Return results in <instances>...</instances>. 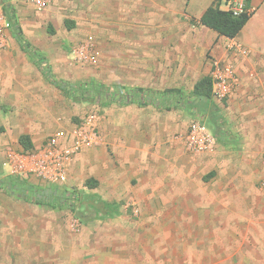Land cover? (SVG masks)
Wrapping results in <instances>:
<instances>
[{
    "label": "rangeland",
    "instance_id": "rangeland-1",
    "mask_svg": "<svg viewBox=\"0 0 264 264\" xmlns=\"http://www.w3.org/2000/svg\"><path fill=\"white\" fill-rule=\"evenodd\" d=\"M152 1H156V5H148ZM179 3L180 0H176L173 19L177 37L168 43L161 36L166 34L163 26L169 22V13L166 7L157 4V0H53L47 9L40 11L19 0H0V40L8 36L16 38V31L8 19L11 13L24 39L31 45V51L39 61L49 66L55 81L71 88L101 85L110 91L143 88L156 94H163L167 89L180 93L174 99L180 103L169 110L115 101L108 104L107 100H96L93 91L70 96L52 82L51 90L45 94L48 97L45 104L31 99L27 106L14 108L9 101L0 100L1 177H20L18 172L25 171L26 167L21 166L18 160L23 158L26 163V156L42 146L56 130L54 125L48 124L57 120L77 123L97 109L103 129L106 118L118 117L120 113L130 117L152 116L157 112L160 117L181 113L187 117L186 129L199 122L216 139L212 151L193 153L186 143L187 152L212 162H215L213 158L224 159L228 167L225 180L238 181L241 196L248 193V187H254V211L264 214V192L257 186L263 173L264 100L232 96L229 100L219 101L212 97L208 101L197 97L193 94L192 85L202 74L198 61H194L197 73L186 78L187 82L182 85L185 89H180L165 77L159 78L158 84L140 86L142 74L137 66L143 63L139 59L141 55L157 54L160 63L167 64L168 59H172L177 67L183 63L182 36L185 29L181 23L184 17L179 13ZM67 20L74 22L72 29L67 27ZM95 51L99 56L93 62L89 55ZM134 126L136 135L133 140H139V148L122 147L123 154L127 151L128 154L136 152L142 155L151 148L143 147V139L140 138L143 132L138 130L139 126L130 127ZM109 128V136L115 138L117 146L114 148L115 143L104 140L102 130V141L89 148L95 155V166L87 155H81L80 162L77 158L74 161V172L71 169L67 180L56 185L28 174L24 180L39 189L45 203L26 200L0 186V264H142L145 260L142 257L151 261L148 256L151 252L145 251L153 245L145 234L160 225L151 218V212L156 208L167 215L168 206L165 204L159 208L138 203L141 191L136 187L141 181L137 174L108 173L107 166H119L117 160L121 156L120 142L114 135L120 131L114 126ZM26 130H34L41 137L30 152L17 141V136ZM160 145L163 152L164 142ZM192 175V181L198 180L202 175L201 169ZM157 176L158 180L166 183L174 174H156V179ZM142 177L145 178L143 174ZM104 202L114 204L105 207ZM231 211L230 205L224 206L225 214ZM164 223L168 224V221ZM237 223L225 220L224 227L230 224L228 228H233L232 225ZM245 223L241 222V228Z\"/></svg>",
    "mask_w": 264,
    "mask_h": 264
},
{
    "label": "crops",
    "instance_id": "crops-1",
    "mask_svg": "<svg viewBox=\"0 0 264 264\" xmlns=\"http://www.w3.org/2000/svg\"><path fill=\"white\" fill-rule=\"evenodd\" d=\"M214 1L180 0L179 13L184 17L181 23L185 29L182 36L185 51L183 63L177 67L171 62L172 59H168L167 64H162L157 54L141 55L139 59L143 63L145 61L137 66L142 74L139 80L141 87L158 84L159 78L165 77L173 81V84L179 85L180 89H185L182 85L187 82L186 78H191L197 73L194 61H198L201 64L199 72L202 71V74L192 85L193 90L198 80L211 76L213 63L221 61L231 64L240 80L233 97L240 99L248 96L264 100V0H249L251 17L233 39L224 37L200 23L202 16ZM150 4L156 5V1L148 3ZM157 4L166 7L169 13V22L163 26L166 34L161 37L168 40V43L173 42L177 37V26L173 20L176 16V0H157ZM221 10L228 11L227 0H223ZM181 23L178 22L179 25ZM40 70L16 38L8 36L0 40L1 101H9L10 106L14 108L27 106L28 100L31 99L36 103H47L48 97L45 94L51 90V84ZM159 114L157 112L152 116L130 117L120 113L118 117L106 118L103 129L100 123L104 140L107 139L110 144L115 143L114 148L117 145L115 138L109 136V126H114V129L120 131L114 134L120 142L121 156L120 160H117L119 166L109 164L108 173L137 174V179L141 181L136 187L141 191L137 198L138 203L159 208L165 204L168 206L167 215L156 208L152 209L151 218L160 225L145 234L153 246L145 251L151 252L148 253L151 261L142 257L145 259L142 264H264V224H261L264 214L254 211L255 188L248 187L247 194L250 198L247 194L241 196L240 183L225 180L228 167L224 159L213 158L215 162H212L206 157L187 152L185 140L189 128L186 129L187 117L184 114L169 113L162 117ZM73 124L57 120L48 126L54 125L58 130L71 128ZM132 125L139 126L138 130L143 132L140 135L143 147H151L142 155L136 152L128 154L127 151L122 153V147L131 150L139 148V140H133L136 134L133 133L135 126L130 127ZM22 135L30 136L34 145L41 139L34 130H26L17 136L18 144ZM160 142L165 144L163 152L159 149ZM88 151L89 153H86ZM81 155H87L89 162L91 163L92 159L95 166L96 158L90 149H86L77 157L79 162ZM106 163L104 160V164ZM73 164L72 173L76 162ZM199 169L202 175L198 180L192 181V174ZM164 172L174 174L166 183L158 180V176L157 179L155 177L156 174ZM93 173H96V170ZM142 174L147 179L142 177ZM228 205L233 211L225 214L224 206ZM246 209L247 211L243 212ZM225 220L238 223L233 224V228H228V224L226 228ZM164 221H168V224H163ZM242 221L246 222L242 225L244 228H241Z\"/></svg>",
    "mask_w": 264,
    "mask_h": 264
},
{
    "label": "built area",
    "instance_id": "built-area-1",
    "mask_svg": "<svg viewBox=\"0 0 264 264\" xmlns=\"http://www.w3.org/2000/svg\"><path fill=\"white\" fill-rule=\"evenodd\" d=\"M36 10L47 9L53 0H19ZM245 9V0H228L227 10L235 15L242 13ZM99 52L95 51L89 55L93 62L98 60ZM2 72L0 71V80ZM213 84V97L219 101L228 99L236 92L240 80L235 68L228 63L215 61L211 73ZM101 117L99 111L92 110L79 122L74 123L71 128H62L51 133L44 144L34 152L19 159L25 171L18 172L23 179L28 174L38 177L42 182L48 184H61L65 182L70 174L71 167L76 158L102 141ZM187 145L191 152L204 153L212 151L216 139L202 123H192L187 135ZM28 165V166H27ZM263 173L258 180V189L264 192V156L262 159Z\"/></svg>",
    "mask_w": 264,
    "mask_h": 264
},
{
    "label": "trees",
    "instance_id": "trees-1",
    "mask_svg": "<svg viewBox=\"0 0 264 264\" xmlns=\"http://www.w3.org/2000/svg\"><path fill=\"white\" fill-rule=\"evenodd\" d=\"M228 1V0H227ZM223 0H215L214 3L208 8L205 14L202 16L200 23L214 31L218 34L227 37V38H235L243 29V27L247 24L249 18L251 17V13L249 12V0H245V9L242 13L235 15L231 11L221 10V4ZM8 12V10L6 9ZM8 19L10 25L16 31V39L21 44L22 49L27 52L35 64L41 69L45 77L56 84L65 94L70 96L87 94L90 92H94L93 97L98 100L99 98L102 100H107L108 104L112 102H118L119 104L130 105L136 104L138 106H148L154 105L160 109H171L175 105H178L180 101H174L175 95L180 94L178 91L173 89H167L163 94H156L155 92L146 91L143 88H135V89H125V90H117L110 91L104 86L94 85L89 86L85 85L83 87H68L66 84L55 81L54 77L51 75V70L49 66L45 64L43 61H39L35 52L31 51V45L26 42L22 35V31L17 25L16 21L13 19L12 14H8ZM67 27L72 29L74 26V22H70L67 20L65 22ZM193 94L199 98L205 100H211L213 97V84L210 76H205L198 80L194 86ZM112 97V99H110ZM19 144L21 147L30 152L34 149V144L28 135H22L19 138ZM0 173V177H1ZM0 186L6 187L8 191L16 194L26 200L35 201L36 203H45V197H43L39 189L30 184L28 180H24L19 176H6L0 178ZM114 203L104 202L103 205L111 206Z\"/></svg>",
    "mask_w": 264,
    "mask_h": 264
}]
</instances>
